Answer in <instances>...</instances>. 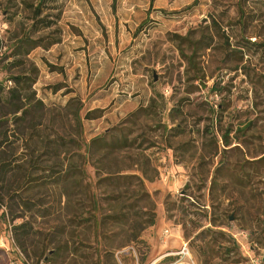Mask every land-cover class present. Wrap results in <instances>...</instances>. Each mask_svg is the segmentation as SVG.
Listing matches in <instances>:
<instances>
[{"label": "rangeland", "instance_id": "374dc122", "mask_svg": "<svg viewBox=\"0 0 264 264\" xmlns=\"http://www.w3.org/2000/svg\"><path fill=\"white\" fill-rule=\"evenodd\" d=\"M238 1L49 0L47 26L0 0V264H264V0L244 29Z\"/></svg>", "mask_w": 264, "mask_h": 264}, {"label": "trees", "instance_id": "16d2710c", "mask_svg": "<svg viewBox=\"0 0 264 264\" xmlns=\"http://www.w3.org/2000/svg\"><path fill=\"white\" fill-rule=\"evenodd\" d=\"M49 0H37V2H36V4H34V3H28V6L30 7V8H32V13H33V17L35 18V20H36V22H44L45 20H46V24H47V26H50V25H52L53 24V21H51V20H49L48 18H49V16L47 15V19H45V17L44 16H42V14H43V12H44V8H45V6H46V4H47V2H48ZM154 1L155 0H150V4L151 5H153V3H154ZM244 3H246V0H239L238 2H237V6H238V10H239V13H240V24H241V26H242V28L244 29L245 28V23H244V15H245V11H244ZM149 14H150V11H149ZM150 15H148V17H147V19L140 25V27H139V29L138 30H140V28H142L146 23H148L149 21V17ZM28 41H31L30 40V38H29V36H26V37H22V38H20L19 39V41H18V43H17V45H16V49L17 50H20V48L23 46V44H25L26 42H28ZM248 42H250V41H248ZM37 43V42H36ZM35 43V44H36ZM53 43H55L54 41H52L50 44H53ZM35 44L33 45V46H35ZM253 44H256V45H259V46H261V47H263L264 48V43L261 41H258V40H256V41H254L253 42ZM189 59L191 60V56H189ZM14 81H21V80H23L24 78H23V76H17V77H13L12 78ZM12 79H10V81L12 80ZM5 84L3 83V82H0V105L2 104V103H4L5 102ZM17 92V90L14 88H10L9 89V94H10V96L11 97H13L14 96V94ZM16 107L18 108V106L16 105ZM16 108V109H17ZM21 110V107H19L17 110H16V112H18V111H20ZM93 112L94 111H92V110H90V111H88L87 113H86V118L87 119H90V118H92V114H93ZM76 115L77 116H79L78 117V119L80 120V114H79V111L76 113ZM19 119V118H18ZM226 134V133H225ZM224 134V136H226ZM94 140L95 139H93V142H94ZM225 143H227L228 144V141H225ZM2 170L3 171H7V169H4V167L2 168ZM19 200L22 202L21 203V206H23V207H25V209L26 210H33V208L32 207H37V204H35V203H32L31 201H27L26 199H24V197H22V196H19ZM154 223V219H152V221H150V224H153ZM25 224L26 223H21V224H19V225H16L15 226V229H18V228H20V229H22V228H24L25 227Z\"/></svg>", "mask_w": 264, "mask_h": 264}, {"label": "built area", "instance_id": "2783aa9c", "mask_svg": "<svg viewBox=\"0 0 264 264\" xmlns=\"http://www.w3.org/2000/svg\"><path fill=\"white\" fill-rule=\"evenodd\" d=\"M165 259H160V261L154 264H196L192 259V254L187 243L178 250L174 259L170 261H165Z\"/></svg>", "mask_w": 264, "mask_h": 264}, {"label": "bare ground", "instance_id": "6f19581e", "mask_svg": "<svg viewBox=\"0 0 264 264\" xmlns=\"http://www.w3.org/2000/svg\"><path fill=\"white\" fill-rule=\"evenodd\" d=\"M158 261H160V259Z\"/></svg>", "mask_w": 264, "mask_h": 264}, {"label": "water", "instance_id": "95a60500", "mask_svg": "<svg viewBox=\"0 0 264 264\" xmlns=\"http://www.w3.org/2000/svg\"><path fill=\"white\" fill-rule=\"evenodd\" d=\"M231 219H232V217H231Z\"/></svg>", "mask_w": 264, "mask_h": 264}]
</instances>
